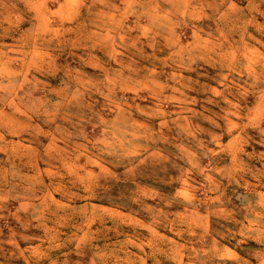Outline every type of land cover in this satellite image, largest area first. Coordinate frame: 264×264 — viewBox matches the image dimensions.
I'll return each mask as SVG.
<instances>
[{"label":"rangeland","instance_id":"obj_1","mask_svg":"<svg viewBox=\"0 0 264 264\" xmlns=\"http://www.w3.org/2000/svg\"><path fill=\"white\" fill-rule=\"evenodd\" d=\"M0 264H264V0H0Z\"/></svg>","mask_w":264,"mask_h":264}]
</instances>
